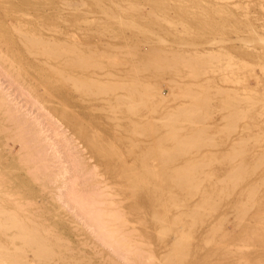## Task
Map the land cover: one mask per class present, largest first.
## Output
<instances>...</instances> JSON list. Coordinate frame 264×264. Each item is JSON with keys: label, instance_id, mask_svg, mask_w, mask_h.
<instances>
[{"label": "bare ground", "instance_id": "bare-ground-1", "mask_svg": "<svg viewBox=\"0 0 264 264\" xmlns=\"http://www.w3.org/2000/svg\"><path fill=\"white\" fill-rule=\"evenodd\" d=\"M258 1V10L250 11L243 6V0H65V9L79 13L84 27L100 36V48L96 46V49H89V53L83 54L68 47L70 51L67 42L23 35L27 40L26 47H31V53L41 52L55 59L63 57L64 66L79 64L84 69L92 70L91 73L66 74L61 85L71 90L86 89L87 92L82 94L84 102L103 101L108 108L105 109L112 111L113 120H117L112 125L114 130L121 131V134L123 132L127 136L123 134L124 138L130 134L128 139L131 140V134L139 133L140 130L135 131L138 129L154 130L160 126L158 122L168 127L166 131L156 133L162 136L157 141L153 139L154 135L149 134L146 141L142 139V146H126V151L138 154L139 167L144 168L143 171H139L138 166L128 168L131 171L123 167L126 173L121 170L123 175H127L125 177L147 176L149 180L145 179L147 186L143 189L145 197L158 201L163 208L161 216L155 210L150 213L160 228V238L170 241L167 250L155 256L158 264H186L196 229L204 223V211L215 208L217 198L219 201L231 198L237 187L263 163L264 151L263 155L251 152L254 145L246 138L248 135L252 142H257L264 135V94L256 92L258 86L253 90L248 84L250 82H247L248 76L258 77L259 73L254 76L255 66L264 70V0ZM62 22L65 24V21ZM71 25L74 24L71 22ZM163 27L167 29L166 35L172 37L171 42L167 43L165 34L161 33ZM229 32H234L235 36ZM33 38L38 41H33ZM141 41L147 43L146 48L139 47ZM36 45H39L38 49L34 48ZM89 46L92 47L91 43ZM69 55H72L70 59ZM121 61H125V67L117 68ZM145 70H150L153 76L174 73L178 79H169L170 89L164 95L151 80L152 76L148 79L141 76ZM260 75L264 77V72ZM257 79L252 80L258 82ZM259 81L264 84V79ZM177 99L180 100L178 103L169 105L170 101ZM168 106L171 108L169 111ZM124 108L127 109V119L123 120L122 117L121 121L119 115ZM166 108L167 111H163ZM213 109L222 111L224 124L212 129L211 124L203 122L213 117ZM145 125L147 128H144ZM231 131L241 135L232 140L218 158L213 156L199 161L202 153L201 156L197 153L205 147L214 146L220 136L227 140ZM153 140L158 144L156 152L162 160L159 159L158 163L156 160L155 166L160 167L161 171L152 169L149 166L151 163H146L147 159L156 155L151 149ZM163 141L170 144L161 149ZM112 150L115 157L121 155L117 150ZM204 151L212 154L209 149ZM215 160L231 161L232 164L220 178L207 184L214 175L212 165ZM137 181L140 183L142 180ZM2 187L3 179L0 176V191ZM251 189L252 186L249 191ZM253 191L248 192L247 207L255 203ZM14 201L18 204L22 198L16 196ZM239 205L240 202L236 203V207ZM245 208H240L238 213L234 210L239 218L236 224L246 216L249 208ZM16 211L6 198H0V264H28L32 261L67 264L61 245L50 242L47 228L46 231L38 220L40 216H30L31 212L17 216ZM187 222L191 224L187 225ZM219 223L213 225L214 231H211L212 227L208 231L214 233L221 229L223 223ZM210 239L205 241V245L210 243ZM28 253L32 255L31 260L27 259ZM150 253L151 258L153 252Z\"/></svg>", "mask_w": 264, "mask_h": 264}, {"label": "rangeland", "instance_id": "rangeland-1", "mask_svg": "<svg viewBox=\"0 0 264 264\" xmlns=\"http://www.w3.org/2000/svg\"><path fill=\"white\" fill-rule=\"evenodd\" d=\"M64 1L0 0V176L3 179L0 198L7 199L9 205L17 210V216L28 212L32 213L30 216H40L38 220L45 230L47 228L50 242L61 245L60 249L63 256H66L67 264H158L156 257L167 250L170 241L160 238V228L150 213L155 210L161 216L163 208L158 201L146 199L143 189L147 186L145 179L149 180L147 176L142 177L143 179L140 176H128L132 181L130 185L131 181L129 184V178L122 173L135 166H138L139 171L144 170L139 167L138 154L129 153L126 146H142V139L145 140L150 135H154L152 137L157 141V138L162 136L156 133L166 131L168 127H165L163 122H158L160 126L154 130L145 125L144 128L147 129L135 130H140L142 135L138 132L131 134L132 141L129 140L130 134H127L129 139L124 138L123 132L121 134V131L114 130L112 125L117 120H113L115 117L112 111L107 110L103 101L97 99L84 102L82 94L87 92L86 89L71 90L70 87L61 85L64 75L73 72L76 75L91 73V69H84L79 64V67L69 66L70 63L64 66L63 57L55 59L56 57L47 56L45 53H31V47H26L27 36L67 42V48L71 47L83 54L89 53V49H96V46H102L98 40L100 36L84 27L79 13L65 9ZM258 4V0H243V6L250 11L258 10ZM70 20L74 25H71ZM62 21H65L66 25ZM165 29L161 33L165 34L168 43L172 37L166 35ZM229 34L235 36L234 32ZM23 35L26 37L23 38ZM93 38L96 39L95 42ZM90 43L92 47L89 46ZM145 43L141 41L139 44L142 45L139 47L146 48ZM38 47L39 45L34 46L35 49ZM71 57L72 55H69L68 59ZM124 62L121 61L116 67H125ZM51 65L53 68H50ZM257 67L255 66L254 76L264 72ZM173 75L174 73H165L153 76L150 70L141 72V76L147 79L152 76L151 80L164 95L170 89L169 79H178L176 74ZM259 75L248 76L247 82H250L248 84L253 90L258 86L255 88H259L256 92L264 94L263 82V86L258 83L264 77ZM252 77L259 78L258 82L252 80ZM232 86L237 87L238 84L234 83ZM179 101H170L169 105H175ZM169 108L168 106V111L171 109ZM163 111L166 112L167 108ZM213 113V117L203 123L211 124L212 129L219 125L221 127L222 111L213 109ZM119 116L120 119H117L126 120L127 109H122ZM218 135L216 137L220 136ZM240 135L239 132L231 131L227 140L220 136L215 147H205L197 153L199 156L202 153L199 161H206L213 156L218 158L229 143ZM263 137L264 135L258 138L257 142H252L246 135L254 145L251 152L263 153ZM153 142L151 149L153 153L155 151L158 159L153 155L145 162L148 165L151 163V168L160 170L155 163L156 160L157 163L161 160V156L156 152L158 144L154 140ZM161 144L162 149L170 143L163 141ZM112 148L121 154L119 157L116 155L118 158L113 155ZM205 149L211 150L212 154L205 153ZM262 161L259 168L237 187L231 198L220 201L217 198L218 204L216 209L213 208L215 211H212V208L204 211V223L196 229L186 264H264V158ZM230 164L231 161L215 160L212 165L214 175L208 179L207 184L220 178ZM123 167H127L125 171ZM137 180L142 181L136 183ZM251 186V190L255 191V203L252 207L247 203V207ZM16 196L22 198L18 204L14 201ZM238 202L242 206L236 207ZM242 207L249 210L239 225L236 224L239 219L237 213ZM255 213L259 215L255 216ZM221 218L226 219L221 221ZM217 220L223 224L220 225L221 229L213 233V225L219 223ZM190 224L187 222V225ZM206 238L211 239L210 243L205 245ZM238 245L244 248H239ZM150 252H153L151 258ZM31 257V253H28L27 259L31 260ZM153 258L156 261L152 260ZM28 264L40 263L32 261Z\"/></svg>", "mask_w": 264, "mask_h": 264}]
</instances>
